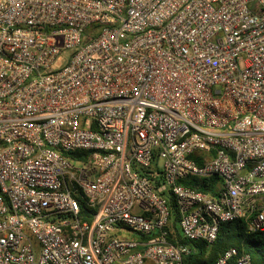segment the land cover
Instances as JSON below:
<instances>
[{
    "label": "built area",
    "instance_id": "built-area-1",
    "mask_svg": "<svg viewBox=\"0 0 264 264\" xmlns=\"http://www.w3.org/2000/svg\"><path fill=\"white\" fill-rule=\"evenodd\" d=\"M238 220L264 231V0H0V264H182Z\"/></svg>",
    "mask_w": 264,
    "mask_h": 264
},
{
    "label": "trees",
    "instance_id": "trees-1",
    "mask_svg": "<svg viewBox=\"0 0 264 264\" xmlns=\"http://www.w3.org/2000/svg\"><path fill=\"white\" fill-rule=\"evenodd\" d=\"M91 152L76 150L65 155L71 160H85ZM211 180V183H213ZM180 184L202 193L212 192V187L204 180L180 181ZM211 185V184H210ZM79 204V219L81 222H91L95 210L88 207L85 199L76 197ZM174 218H179L174 208ZM135 239L138 237L133 235ZM179 239V238H178ZM179 244L189 246L192 253L183 259L182 264H214L217 258L227 249L235 248L240 254H248L252 264H264V231L253 234L246 233L242 220L220 225L217 237L212 244L205 242H187L179 239Z\"/></svg>",
    "mask_w": 264,
    "mask_h": 264
},
{
    "label": "rangeland",
    "instance_id": "rangeland-1",
    "mask_svg": "<svg viewBox=\"0 0 264 264\" xmlns=\"http://www.w3.org/2000/svg\"><path fill=\"white\" fill-rule=\"evenodd\" d=\"M127 236H131V234H130V233H128V234H127Z\"/></svg>",
    "mask_w": 264,
    "mask_h": 264
}]
</instances>
